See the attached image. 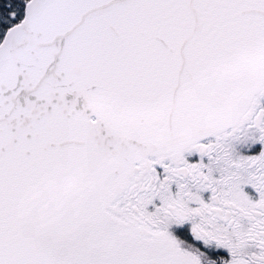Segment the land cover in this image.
<instances>
[{
    "label": "snow or ice",
    "instance_id": "snow-or-ice-1",
    "mask_svg": "<svg viewBox=\"0 0 264 264\" xmlns=\"http://www.w3.org/2000/svg\"><path fill=\"white\" fill-rule=\"evenodd\" d=\"M0 264H264V0H0Z\"/></svg>",
    "mask_w": 264,
    "mask_h": 264
}]
</instances>
